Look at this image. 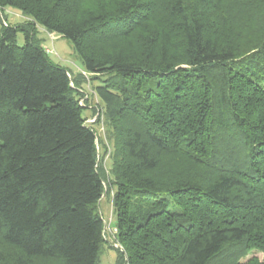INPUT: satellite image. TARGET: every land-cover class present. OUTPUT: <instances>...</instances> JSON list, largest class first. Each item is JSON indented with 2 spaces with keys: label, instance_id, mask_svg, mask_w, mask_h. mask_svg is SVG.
<instances>
[{
  "label": "trees",
  "instance_id": "obj_1",
  "mask_svg": "<svg viewBox=\"0 0 264 264\" xmlns=\"http://www.w3.org/2000/svg\"><path fill=\"white\" fill-rule=\"evenodd\" d=\"M98 2L91 13L72 0L0 6L67 39L99 81L114 133V264H211L226 247L264 255V6L239 43H219L203 17L214 0ZM41 41L31 22L0 27V264H99L96 135ZM171 158L186 171L164 169Z\"/></svg>",
  "mask_w": 264,
  "mask_h": 264
},
{
  "label": "rangeland",
  "instance_id": "obj_2",
  "mask_svg": "<svg viewBox=\"0 0 264 264\" xmlns=\"http://www.w3.org/2000/svg\"><path fill=\"white\" fill-rule=\"evenodd\" d=\"M99 0H72L76 4L80 12L91 13L99 5ZM152 2V0H150ZM156 4H160L162 0H153ZM201 0H196L195 3ZM220 4L216 6H207L204 9L203 17L208 26V34H211L219 43L237 41L239 43L249 33V29L244 28L247 19H254L259 15L264 6V0H258L252 7L249 2L252 0H214ZM153 2V3H154ZM152 4V3H151ZM150 4V5H151ZM153 6V5H152ZM193 7V5H192ZM219 13L223 17V27L218 28ZM214 19V21L212 20ZM217 18V19H216ZM221 20V22H222ZM25 22H31L38 38L42 41L43 48H47L50 53H46L50 62L59 64L67 69L71 79V84L78 89L80 106L82 107V115L85 123L91 127L96 135V156L98 164L102 167L104 175V196L100 203V213L104 221V238L105 244L99 256V264H114L117 251L122 252L121 246L115 240V217L112 211V199L114 197L115 188L111 185L112 175L110 172L114 146V133L111 125L108 123L104 115L103 104L99 101L94 93V88L99 81L94 76L85 72L81 59L73 50L72 44L65 38L49 33L39 24H35L30 18L23 15L19 10L9 6H0V27L20 26ZM215 24V25H214ZM217 27V28H216ZM150 29V28H149ZM146 31V30H145ZM148 35L144 31H140L134 37L133 42L140 44ZM23 34L17 33L16 44L23 45ZM111 42L110 44H113ZM242 43V42H241ZM96 47V46H95ZM93 48V50L101 48ZM101 54L109 53V48H101ZM163 168L170 171L185 172L187 165L180 159H166ZM242 248V247H240ZM232 247H226L221 254L216 257L211 264H264V255L257 248H249L235 250ZM38 264H60L57 260L38 261ZM125 263V261H124Z\"/></svg>",
  "mask_w": 264,
  "mask_h": 264
},
{
  "label": "built area",
  "instance_id": "obj_3",
  "mask_svg": "<svg viewBox=\"0 0 264 264\" xmlns=\"http://www.w3.org/2000/svg\"><path fill=\"white\" fill-rule=\"evenodd\" d=\"M44 50L46 53H50V51L47 48H44ZM114 232H116V231L114 230Z\"/></svg>",
  "mask_w": 264,
  "mask_h": 264
}]
</instances>
